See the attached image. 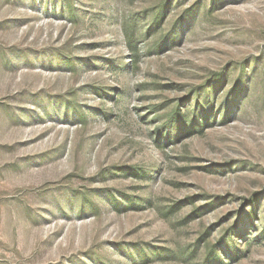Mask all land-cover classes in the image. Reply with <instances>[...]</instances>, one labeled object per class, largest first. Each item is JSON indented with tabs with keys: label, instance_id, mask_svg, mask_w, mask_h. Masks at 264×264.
Returning <instances> with one entry per match:
<instances>
[{
	"label": "rangeland",
	"instance_id": "obj_1",
	"mask_svg": "<svg viewBox=\"0 0 264 264\" xmlns=\"http://www.w3.org/2000/svg\"><path fill=\"white\" fill-rule=\"evenodd\" d=\"M0 264H264V0H0Z\"/></svg>",
	"mask_w": 264,
	"mask_h": 264
},
{
	"label": "trees",
	"instance_id": "obj_2",
	"mask_svg": "<svg viewBox=\"0 0 264 264\" xmlns=\"http://www.w3.org/2000/svg\"><path fill=\"white\" fill-rule=\"evenodd\" d=\"M207 88V94L205 95V97H204V99L202 100V103H201V97L200 96H198V98L196 99V101H195V104H194V107H193V112L195 113V116H194V120H193V127L194 126H197V123H201L202 121H206V118H203V119H201L202 117H201V115L203 114V112L205 111V106L206 107H208L209 109L211 108V110L213 109V102H212V99H211V86H207L206 87ZM205 88V89H206ZM214 89V88H213ZM208 111L206 110V112L205 113H207ZM187 116H188V114H186V115H183L181 112H180V110H177L176 112H175V114L172 116V119H173V121H174V119L176 118V119H179V118H185V120H183L182 119V122L183 123H185L186 122V119H187ZM198 117H200V118H198ZM199 119V120H198ZM201 119V120H200ZM172 122V121H171ZM181 126H183V125H181ZM173 127H176L175 129H176V131H178L179 130V127H180V125H178V126H173ZM172 127V128H173ZM169 135H170V133H169Z\"/></svg>",
	"mask_w": 264,
	"mask_h": 264
}]
</instances>
